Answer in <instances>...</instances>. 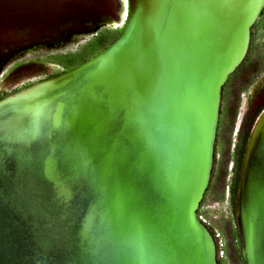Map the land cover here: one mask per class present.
Listing matches in <instances>:
<instances>
[{
    "label": "water",
    "instance_id": "water-1",
    "mask_svg": "<svg viewBox=\"0 0 264 264\" xmlns=\"http://www.w3.org/2000/svg\"><path fill=\"white\" fill-rule=\"evenodd\" d=\"M125 3L109 46L0 99V264H217L197 211L264 0ZM234 214L242 264H264V107Z\"/></svg>",
    "mask_w": 264,
    "mask_h": 264
},
{
    "label": "rangeland",
    "instance_id": "rangeland-1",
    "mask_svg": "<svg viewBox=\"0 0 264 264\" xmlns=\"http://www.w3.org/2000/svg\"><path fill=\"white\" fill-rule=\"evenodd\" d=\"M125 11L124 0H0V92L36 82L63 65H79L93 57L122 32ZM100 17H108L109 24L97 26L96 30L87 27ZM59 39L57 45H51ZM248 56L250 61L260 63L261 71L240 90L231 125L227 107L232 84L241 72L229 77L221 94L219 136L222 138L225 129L227 158L225 164L224 160L220 164L224 187L215 192L216 169L198 209V215L222 237L224 253L219 255L220 264H242L235 214L229 212L228 199L240 134L250 125L253 112L264 105V24L255 28ZM226 224L236 258H229Z\"/></svg>",
    "mask_w": 264,
    "mask_h": 264
},
{
    "label": "trees",
    "instance_id": "trees-1",
    "mask_svg": "<svg viewBox=\"0 0 264 264\" xmlns=\"http://www.w3.org/2000/svg\"><path fill=\"white\" fill-rule=\"evenodd\" d=\"M59 66V63L57 64ZM62 65V64H61ZM78 64H67V66L63 65L61 67V69H59L58 71L53 72L50 75H47L45 78L40 79L36 82L42 81V80H46L49 78H52L54 76H57L65 71H68L72 68H74L75 66H77ZM261 71V67H260V63L258 62H254V61H250L249 60V56H247L245 58V60L242 62V64L238 67V69L234 72V75H236L238 72H241L239 75L241 77H239L237 80L235 79V81L232 84V91H231V97H230V102L228 104L227 107V120L228 123L231 125V123L235 120L236 118V113H237V101L239 98V93L241 89H244L245 87L248 86L249 82L252 80V77H254L257 73H259ZM237 72V73H236ZM236 73V74H235ZM36 82H32V83H27L24 84L23 86L16 88L12 91H3L0 92V99L11 94L14 93L22 88H25L27 86H30ZM264 107L261 106L259 108H257L253 114L252 117L250 119V125L246 128L245 133L243 134L242 138H241V143L239 144L238 147V151H237V156L236 159L234 161V178L232 179V184L230 185V194H229V199H228V209L229 212L232 214L235 212V195H236V186H237V178H238V171H239V167H240V162H241V157H242V153H243V149H244V145L250 130V127L255 119V117L257 116V114L260 112V110ZM226 160L223 162L225 164ZM224 171H223V165L222 167L219 168L218 171V175H217V185L215 187V192L219 191L220 189L223 190L224 187ZM214 191V190H213ZM227 224L225 225V229H226V236L228 239V253H229V258H236L235 255V250L234 248H232V243H231V237H230V232H229V228H227Z\"/></svg>",
    "mask_w": 264,
    "mask_h": 264
},
{
    "label": "flooded vegetation",
    "instance_id": "flooded-vegetation-1",
    "mask_svg": "<svg viewBox=\"0 0 264 264\" xmlns=\"http://www.w3.org/2000/svg\"><path fill=\"white\" fill-rule=\"evenodd\" d=\"M107 20H108V17L106 18V20H105L104 17H102V18L100 17L99 19L95 20L93 23L91 22V25H88L87 27L89 29H91V30H96L97 26H100V25H102V26L105 25L106 26L107 24H109V22ZM259 24H264V8H263V11H262L259 19L257 20V22L253 26L252 33H251L250 46H251L254 30L257 27V25H259ZM60 40L61 39H59L57 41H52L51 45H57L59 43L58 41H60ZM249 49H250V47H249ZM248 55H249V50H248L247 56ZM1 60L2 59H0V61ZM219 121H220V113H219L218 125H217V130H216L215 145H214V150H213L212 175L215 174L216 169L220 168L221 162H223V160L224 161L226 160V155H225V152H226V141H225L226 137L224 136L225 129H224V132H223V135H222V138H221L219 136ZM244 133H245V131H243L240 134V140L238 142V147H239V144L241 143V138H242ZM238 147L236 149V153H235V156H234V161H235L236 156H237ZM219 161H220V163L218 165ZM234 161L232 162L233 164H234ZM233 178H234V172H233L232 179ZM231 184H232V181H231ZM197 215H198V211H197ZM198 217L200 218L201 222H203V224L206 226L207 230L209 231L210 235L213 238V241H214V244H215V248H216V252H217V255H218L217 264H220L221 258L219 257V255L224 253L223 249H221L223 244L220 243V241L222 240V237H221V235L219 233H215V231L212 228H210V226L205 222V220L200 215H198Z\"/></svg>",
    "mask_w": 264,
    "mask_h": 264
},
{
    "label": "bare ground",
    "instance_id": "bare-ground-1",
    "mask_svg": "<svg viewBox=\"0 0 264 264\" xmlns=\"http://www.w3.org/2000/svg\"><path fill=\"white\" fill-rule=\"evenodd\" d=\"M125 1V0H124Z\"/></svg>",
    "mask_w": 264,
    "mask_h": 264
}]
</instances>
